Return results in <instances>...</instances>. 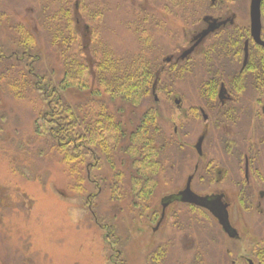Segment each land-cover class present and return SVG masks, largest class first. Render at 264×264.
I'll return each mask as SVG.
<instances>
[{
	"label": "rangeland",
	"instance_id": "obj_1",
	"mask_svg": "<svg viewBox=\"0 0 264 264\" xmlns=\"http://www.w3.org/2000/svg\"><path fill=\"white\" fill-rule=\"evenodd\" d=\"M211 1L191 3L188 0L180 6L177 0H0L2 54L5 58L15 55L17 49L13 42L20 38L15 28L18 25L24 27L31 34L35 53L40 54V58L14 64L18 73L29 65L46 76L52 86L57 85L63 72L61 58L49 45L42 22L65 2L73 21H79L81 35L79 43L72 45L71 53L87 44L83 33L86 32L84 27L88 26L90 36L124 61L137 55L143 42L148 40L154 63L162 66L165 58L180 54L188 47L191 36L205 27L204 16L225 19L235 15V26L249 31L250 0ZM261 23L264 37V16ZM211 38L212 34L191 55L194 59L191 74L181 77L165 65L155 94L143 105L133 107L120 100L105 103L110 112L120 110L117 119L125 134L134 129L148 107L156 109L158 124L167 143L181 145L176 156L178 165L172 170L174 173L169 170L171 165L164 163L151 208L144 213H139L131 204L132 160L120 152L126 144L124 139L112 155V162L122 179L119 191L110 189L113 177L110 164L103 155H94L89 149L67 148L65 154L83 156L76 165L78 175L71 178L62 156L49 153L41 145L45 143L40 136L34 134V129L41 123L39 113L44 109L40 95L35 93L28 95L27 100H15L4 92L0 80V264H149V256L154 250L147 251L145 246L150 240L155 241L154 249L163 247V242L169 247L163 264H232L233 261L244 264L237 259L241 258L239 254L250 251V240L228 241L211 218L204 214L205 219L200 210L192 211L187 205H177L160 230L154 235L151 233L160 212L162 194L182 188L195 165L201 164L192 147L198 136L206 132L207 123L210 133L203 152L208 159L223 157L215 152L219 146L223 147L220 141L225 137L217 125L220 122L217 108L213 112L204 110L198 96V88L206 74L197 64ZM225 60V65H229V58ZM9 62H17V56ZM220 63L222 58L214 59L215 67ZM240 64L241 59L235 60L233 65L238 68ZM7 77H10L9 73ZM16 77L11 75L7 81ZM88 81L92 84L90 76ZM64 97L68 103H75L89 100L91 96L67 92ZM262 98L263 104L264 96ZM106 99L103 95L96 97L98 101ZM175 100L179 101L178 105ZM88 107L82 103L81 113L87 112ZM192 108L198 110V116L192 113ZM200 109L206 117L201 116ZM213 146L217 148L213 150ZM167 151L164 158L176 154L174 148ZM87 166H90L89 178ZM222 167L214 165L212 176L199 170L192 188L202 194L216 189L226 191L235 205L232 223L241 216L240 220L251 231L250 237L262 239L264 246V213H244L237 207L233 181L218 175L219 170L222 173ZM260 185L264 188V180ZM258 200L256 189L252 198L254 207ZM261 206V210L264 209V199ZM176 227H180V231Z\"/></svg>",
	"mask_w": 264,
	"mask_h": 264
},
{
	"label": "trees",
	"instance_id": "obj_2",
	"mask_svg": "<svg viewBox=\"0 0 264 264\" xmlns=\"http://www.w3.org/2000/svg\"><path fill=\"white\" fill-rule=\"evenodd\" d=\"M177 1L178 5L180 3V6H183L188 0ZM189 1L193 3L197 0ZM61 4L63 6L57 12L43 18L42 22V27L49 36V45L61 58L63 70L61 80L52 86L46 76L39 74L35 67L32 69L29 65V68L18 73L14 64H24L31 59L36 61L40 58V54L35 53L36 46L31 34L18 25L15 31L20 38L13 42L17 49L15 55L5 58L2 54L3 46L0 45L2 88L15 100H27L28 95L35 93L40 95L44 109L39 113L41 123L34 129V134L40 136L39 139L45 143L41 145L49 153L52 151V154L59 153L62 156L71 178L78 175L76 165L82 161L83 156L65 154L67 148L73 147L81 151L89 149L94 155L97 153L103 155L106 163L110 164L113 173L110 189L114 192L119 191L122 179L112 162V155L119 150L118 147L124 139L126 144L120 152L133 160V174L129 182L131 204L139 213H144V208L156 187V174L160 168L161 151L166 141L158 124L157 111L148 107L134 129L125 134L117 119L120 110H116V113L110 112L105 103L111 104L120 100L133 107L143 105L152 94H155L159 77L164 70L162 66L154 63L148 40L143 42L142 49L137 55L124 61L115 57L96 40L97 38L84 31L83 38H86L87 44L76 53H71L72 45H77L81 36L79 21H73L70 8L65 2ZM174 6L178 7L175 3ZM261 15L264 16V0L261 3ZM227 18L233 19L232 24L212 34L202 54V60L197 64L206 74L205 80L198 88V96L206 111L217 108L216 96L221 84L236 95L255 92L261 94V97L264 96V48L249 40L248 31L235 26V15ZM261 38L264 41V37ZM247 40L249 41L247 62L244 67L243 65L234 67L235 60L241 59V62L243 60V47ZM14 56H17V62L9 64V60ZM215 58H222V63L217 67L214 66ZM225 58H229V65H225ZM193 69L194 59L191 56L171 67V70L181 77L191 74ZM7 73L10 77L11 75L17 77L8 82L10 77L6 78ZM89 76L92 84L88 81ZM67 92L88 93L91 97L89 100L68 103L64 97V93ZM100 95L105 96L106 101L96 100ZM82 103L89 105L87 112L81 113ZM233 109L234 107L226 105L221 108V114L227 116V113H230L228 111ZM191 111L194 115L197 114V109L192 108ZM263 255L264 251L262 256H256L260 264H264ZM163 258L159 249L149 256V264H162Z\"/></svg>",
	"mask_w": 264,
	"mask_h": 264
},
{
	"label": "flooded vegetation",
	"instance_id": "obj_3",
	"mask_svg": "<svg viewBox=\"0 0 264 264\" xmlns=\"http://www.w3.org/2000/svg\"><path fill=\"white\" fill-rule=\"evenodd\" d=\"M261 18H262V15H261ZM218 19L219 20L231 19L233 22L232 18H225V19L218 18ZM202 22H203V18H202ZM232 22L228 21L226 25H231ZM204 25L205 27L203 29H200L198 32H195L191 36L188 47L182 50L180 54L176 53V54L170 55L169 57H171V60L169 62L165 61L166 58L163 60V63H164L162 65L163 70H164L165 65H169V67H172L174 64H180L183 61H185L193 53H195V51L197 50L199 46L201 47V44L203 41H205L208 37H210L211 34L214 33L213 32L209 34L208 36H206L188 57L181 60L180 55L184 51H186L189 47L192 46L193 37L206 28L205 23ZM225 26H222V27H225ZM84 30L86 32H89L88 26H85ZM248 33H249V40L252 41L250 37V29ZM261 37H262V30H261ZM245 43H247V52H248L249 41L247 40L245 41ZM245 43H244V47H245ZM244 47H243V57H242L243 60H244ZM247 57H248V53H247ZM243 60L240 64L241 66L243 65ZM221 85H223L225 89V97L223 100H220L219 91H218L217 96H216L217 114L219 115L220 122L217 125L219 129L222 131L223 136L225 137H223V140L220 141L223 144V147L221 145L218 147L217 150H215L217 146H213L212 149L215 150V152L221 153L223 157L222 158L220 157L217 159L215 157H211L210 159H208V155L205 152H203V146L205 142H207L206 140H208L209 133H210V130H209L210 126L207 123V126H206L207 130L204 133V139L201 145V155L197 153L194 146L198 138L202 134L198 136L196 142L193 144V147H192V150L196 154V157L198 158V160L201 161V164L195 165L193 173L187 176L185 184L182 188L180 189L178 188L176 190H169L162 194L159 200L160 212L157 215V221L155 222V226L151 229V233L152 235H154L156 232H158L163 222H165V219H167V217L170 216V213L172 212V210L177 205L184 204V205L189 206V208L192 211L199 212L200 210V212L203 213V216L206 215L209 219L211 218L213 222L215 223V225L217 226V228L219 229V232L222 235H224L228 239V241L233 242V243H241L244 238H248L250 240L249 241L250 251L247 254L246 253L239 254L238 256H241V258L239 257L237 260L243 261L244 264H260L256 256H262V252L264 251L262 239L259 240L257 239L256 236L252 238L250 237L251 231L247 227V225L243 224V222L240 220L241 216L239 219H237L236 223L234 224L232 223L231 213L235 205H234V202L230 200L228 193L224 191L223 189H216V190H212V191L202 194L192 188V182L196 174H198L199 170L201 169L205 170L207 175L212 176L214 165L216 164L223 165L222 173L219 170L218 175L223 176L228 181H233L234 185L232 187L236 191L235 197L237 199V204H238L237 207L240 208V210L244 213L246 212L247 213H252V212L264 213V209L261 210V207H262L261 202L264 199V188L262 187L263 185L262 186L260 185L261 181L264 180V103L263 104L261 103L262 101L261 94L252 92V93H247V94L243 93L240 95H236V94L231 93L228 87H225L224 84H221ZM226 105L234 107L233 110L228 111L230 113H227V116L221 114V108H223ZM235 106H237V108ZM209 111L213 112V111H216V109L214 108ZM199 112L201 116L203 117L204 110L200 109ZM161 133L163 135L162 137L164 138L165 134L164 132H162V130H161ZM180 146H181L180 144L177 145L175 142H172L171 144H168L167 140L164 142L163 150L161 151V157H160L161 164L156 174V187H157V178H158L159 173L163 171L162 167L164 166V163L167 164V166L171 165L169 170H171V173H174L172 172V170L174 166L178 165V162L176 161V156L179 153V150L181 149ZM170 148L175 149V152H176L175 156L173 154L172 157L170 158L169 157L164 158V155L166 154V152H168L167 150ZM131 167H132L131 170L133 171L132 162H131ZM89 168L90 166H87L86 168V173H87L88 178L90 177ZM188 178H191L189 189L193 194L199 197H219L220 198V203L224 205L225 207L228 224L230 228L234 231V237H230L229 234L223 230L218 220L207 209L203 207L195 206V205L181 203L177 200V195L185 189ZM156 187L154 188L152 197L147 203L146 207L144 208V211L145 210L147 211L151 208L150 202L153 196L155 195L154 191H156ZM256 189H258L259 200L257 201L258 203L256 202L257 205L255 204V207H256L255 208L252 203V198L254 197V193ZM163 200H165V202L166 201L168 202L166 207L162 206L164 203ZM176 225H177V222L175 221V223L172 226L175 228ZM176 230L180 231V227H178ZM164 243L165 242H163V245H162L163 247L158 246L156 249H154L155 241L150 240L149 244L145 246V250L149 251V249H152L154 250L152 251V254H154L157 250L161 249L162 256H164L163 258V262H164L167 249L169 248V247L167 248V245ZM196 256H199V255H196ZM232 264H235V262L233 261Z\"/></svg>",
	"mask_w": 264,
	"mask_h": 264
},
{
	"label": "water",
	"instance_id": "obj_4",
	"mask_svg": "<svg viewBox=\"0 0 264 264\" xmlns=\"http://www.w3.org/2000/svg\"><path fill=\"white\" fill-rule=\"evenodd\" d=\"M261 3L262 0H250L249 1V29L250 37L252 41L264 48V42L261 40ZM232 22L231 19L228 20H219L211 16H205L203 22L206 24V28L200 33L196 34L193 37V44L186 51L180 55V59L183 60L188 57L193 50L202 42V40L209 34L215 32L220 27L225 26L227 22ZM171 57L165 59L166 62H169ZM247 61V43L244 47V60L243 67ZM154 93V92H153ZM225 97V89L223 85L219 89V99L223 100ZM156 99V97H154ZM178 100L175 101V104H178ZM204 139V133L198 138L194 148L199 155H201V145ZM190 179L188 178L186 187L177 195V200L181 203H186L190 205H195L207 209L219 222L223 230L229 234L230 237H234V231L230 228L227 220V214L225 211L224 205L220 203L219 197H199L193 194L189 189ZM163 207H166L168 202L163 200Z\"/></svg>",
	"mask_w": 264,
	"mask_h": 264
}]
</instances>
